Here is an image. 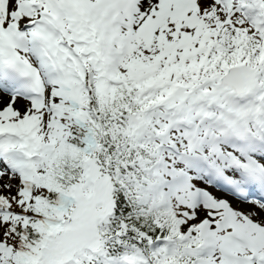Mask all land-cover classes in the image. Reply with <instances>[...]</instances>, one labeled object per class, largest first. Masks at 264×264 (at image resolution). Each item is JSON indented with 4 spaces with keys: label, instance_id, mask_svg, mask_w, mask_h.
<instances>
[{
    "label": "snow or ice",
    "instance_id": "6c2138e0",
    "mask_svg": "<svg viewBox=\"0 0 264 264\" xmlns=\"http://www.w3.org/2000/svg\"><path fill=\"white\" fill-rule=\"evenodd\" d=\"M0 264H264V0H0Z\"/></svg>",
    "mask_w": 264,
    "mask_h": 264
}]
</instances>
